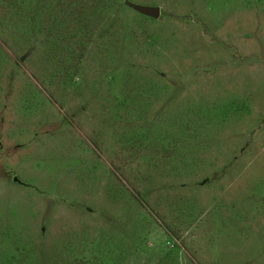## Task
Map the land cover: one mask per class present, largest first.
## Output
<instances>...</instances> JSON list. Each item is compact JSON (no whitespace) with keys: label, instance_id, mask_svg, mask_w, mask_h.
Here are the masks:
<instances>
[{"label":"rangeland","instance_id":"rangeland-1","mask_svg":"<svg viewBox=\"0 0 264 264\" xmlns=\"http://www.w3.org/2000/svg\"><path fill=\"white\" fill-rule=\"evenodd\" d=\"M0 264H264V0H0Z\"/></svg>","mask_w":264,"mask_h":264},{"label":"water","instance_id":"water-1","mask_svg":"<svg viewBox=\"0 0 264 264\" xmlns=\"http://www.w3.org/2000/svg\"><path fill=\"white\" fill-rule=\"evenodd\" d=\"M128 6L134 11L140 14L149 16L151 18L157 19L160 15V10L157 7H145V6L135 5V4H128Z\"/></svg>","mask_w":264,"mask_h":264}]
</instances>
